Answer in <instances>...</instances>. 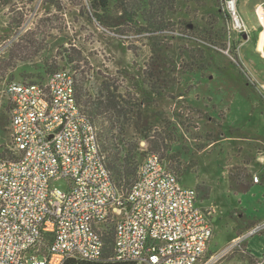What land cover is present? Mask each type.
Returning <instances> with one entry per match:
<instances>
[{"label":"rangeland","instance_id":"rangeland-1","mask_svg":"<svg viewBox=\"0 0 264 264\" xmlns=\"http://www.w3.org/2000/svg\"><path fill=\"white\" fill-rule=\"evenodd\" d=\"M156 9L163 11V29L152 34L138 32L141 21L105 28L86 0H0V157L11 147L7 85L74 70L66 63L68 48L84 90L105 95L116 106L111 142L142 153L136 169L148 153H157L183 187L197 191L199 201H212L208 206L214 210L236 202L231 190L227 200L225 190L238 147L264 145L260 78L253 62L243 58L249 37L264 49V31L250 2L241 10L248 14L251 36L248 25L241 35L228 34L222 0H160ZM44 65L49 66L45 73ZM38 72L43 80L36 79ZM193 93L198 100L191 99ZM220 132L234 139L219 142ZM212 139V147L201 152ZM53 185L67 187L64 179Z\"/></svg>","mask_w":264,"mask_h":264},{"label":"built area","instance_id":"built-area-1","mask_svg":"<svg viewBox=\"0 0 264 264\" xmlns=\"http://www.w3.org/2000/svg\"><path fill=\"white\" fill-rule=\"evenodd\" d=\"M237 1L222 0L228 34L241 35L248 27ZM255 12L263 22L261 4ZM75 85L69 67L43 81L7 85L11 147L0 157V264L94 262L109 237L112 261L217 264L246 239L264 234V219L256 221L206 257L214 206H200L197 191L183 187L157 153H148L121 189ZM59 179L65 190L53 185Z\"/></svg>","mask_w":264,"mask_h":264},{"label":"crops","instance_id":"crops-1","mask_svg":"<svg viewBox=\"0 0 264 264\" xmlns=\"http://www.w3.org/2000/svg\"><path fill=\"white\" fill-rule=\"evenodd\" d=\"M239 1L238 7L240 13L246 21L248 27L250 26V22L247 20L248 14L244 13L241 8L246 3L249 4L250 2L259 27L262 28V31H264V21L260 22L255 12V7L259 4L262 5L264 11V0H243L240 4ZM249 31V35L253 33L251 31V27H249ZM244 46L243 58L248 63L253 62L252 67L257 70L260 78L261 90H255L256 92L259 91V95L264 97V49H260L254 44H251V37H249ZM195 94L198 96H194ZM191 96V99L198 100L199 98L198 93H193ZM192 106L197 108L194 105ZM208 116V121L212 122V118L210 115ZM219 135L220 136L217 139L219 142L234 139L230 136L223 137L221 132ZM235 139H238V137H235ZM246 140L250 142V138L247 137ZM252 143V145L246 144L238 147L239 151L236 155L234 169L229 174L227 173L228 176L226 179L228 187L225 190L226 198L228 200V192L231 190L237 201L231 202L229 206H227V202H225L224 205L226 206L222 208L219 205H215V210L211 216L213 235L208 248L209 254H213L218 250H221L232 240L237 238L239 234L244 232L248 226L252 225L256 221L264 219V145L260 146L256 143V141ZM212 144L213 139L208 141V145L205 146L201 152L211 148ZM254 175H258L259 182H253ZM241 191L242 193H240ZM249 192L251 193V197H253V207H251L247 197ZM203 196L205 197L206 194H203ZM211 202L207 199H204L203 202L198 200V204L202 207L208 206ZM227 215H230L231 219L229 221L227 220ZM239 246L240 248L238 250H233L229 257L223 259L218 264H264V234L248 238L240 243Z\"/></svg>","mask_w":264,"mask_h":264},{"label":"trees","instance_id":"trees-1","mask_svg":"<svg viewBox=\"0 0 264 264\" xmlns=\"http://www.w3.org/2000/svg\"><path fill=\"white\" fill-rule=\"evenodd\" d=\"M91 14L95 20L107 29L115 28L116 26L126 25L130 22H142V27L138 32L158 33L163 29L162 15L163 11L158 12L156 7L160 4V0H86ZM113 11L116 13L113 15ZM66 63L71 64L73 69L77 71L79 67L75 64V59L71 56L69 49L65 48ZM78 63V62H77ZM42 67V66H41ZM49 66H43L44 73ZM73 70V71H74ZM29 72V71H28ZM50 73V72H49ZM77 72H75V75ZM40 77L36 79L43 80V74L38 72ZM23 80H27V73H19ZM30 80V79H29ZM75 76V96L81 106L83 112L96 124L98 140L101 150L106 159V165L111 172L114 181L121 189H126L131 184L136 175V157L142 153H137L135 150L124 148L119 142L112 143L114 138L112 130L113 124L111 120V111L116 110V106L111 105L109 97L97 94L91 95L84 90L82 84ZM108 120L110 125H108ZM99 121V123H98ZM98 123V124H97ZM121 147H119L118 146ZM112 240L109 237L106 241L104 254L99 260L94 262H79V264H132L125 262L112 261Z\"/></svg>","mask_w":264,"mask_h":264},{"label":"water","instance_id":"water-1","mask_svg":"<svg viewBox=\"0 0 264 264\" xmlns=\"http://www.w3.org/2000/svg\"><path fill=\"white\" fill-rule=\"evenodd\" d=\"M244 37H246V36L244 35Z\"/></svg>","mask_w":264,"mask_h":264}]
</instances>
